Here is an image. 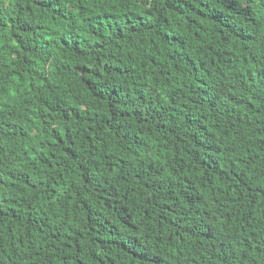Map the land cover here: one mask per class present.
<instances>
[{"label": "trees", "instance_id": "16d2710c", "mask_svg": "<svg viewBox=\"0 0 264 264\" xmlns=\"http://www.w3.org/2000/svg\"><path fill=\"white\" fill-rule=\"evenodd\" d=\"M0 264H264V0H0Z\"/></svg>", "mask_w": 264, "mask_h": 264}, {"label": "clouds", "instance_id": "9594fccd", "mask_svg": "<svg viewBox=\"0 0 264 264\" xmlns=\"http://www.w3.org/2000/svg\"><path fill=\"white\" fill-rule=\"evenodd\" d=\"M129 246L135 247V255L139 259H142V260H145V261H152V260L155 259L154 258V255L149 250H147L145 247L144 248L146 249V251L139 252L138 249H137V247L134 246L133 244H129Z\"/></svg>", "mask_w": 264, "mask_h": 264}]
</instances>
